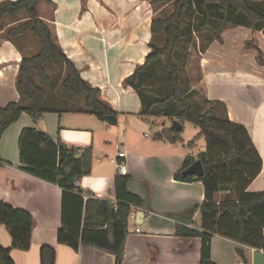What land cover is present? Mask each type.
I'll return each instance as SVG.
<instances>
[{"label":"crops","instance_id":"0c3cea01","mask_svg":"<svg viewBox=\"0 0 264 264\" xmlns=\"http://www.w3.org/2000/svg\"><path fill=\"white\" fill-rule=\"evenodd\" d=\"M152 1L50 0L39 5L40 18L48 24L80 77L98 89V98L115 112L116 124L109 125L95 114L86 113L84 96L73 97L55 90L52 79L48 83L52 85H40L46 93L45 107L50 111L36 120L23 113L5 129L0 139V202L30 213L34 220L30 248L10 251L15 264H40L42 246L55 250V264H114V256L101 250L81 246L73 251L57 243L62 192L56 185L33 177L23 169L17 143L24 128L41 130L54 143L68 148L91 149L90 173L76 183L84 200L116 202L115 178L125 175L109 159L116 157L118 149L126 152L125 159L119 162L127 166V190L138 197L142 205L133 206L129 214L122 264L199 263L200 239L177 236L176 226L199 229L198 208L204 199L203 186L199 181L174 180L186 158L201 152L196 151L197 143L193 148L187 145L195 136L175 143L150 138L145 129L152 126L151 122L139 115L137 94L123 84L144 63L150 50ZM22 14L0 20V108L19 99L15 82L19 62L26 56L15 40H22L29 53L26 39L33 36L6 39L3 34L24 22ZM198 67L199 90L203 92L206 105L222 104L227 118L247 130L262 168L246 192L261 193L264 190V70L260 67L231 69L204 56ZM62 72L65 73L64 65ZM139 212L148 219L140 221ZM0 245L11 247V237L3 225H0ZM235 247L243 249L248 264H264V251L218 235L211 239V260L216 264H245L235 253Z\"/></svg>","mask_w":264,"mask_h":264},{"label":"trees","instance_id":"16d2710c","mask_svg":"<svg viewBox=\"0 0 264 264\" xmlns=\"http://www.w3.org/2000/svg\"><path fill=\"white\" fill-rule=\"evenodd\" d=\"M83 1V0H82ZM50 0H5L0 2V20L15 18L22 12L24 22L5 31L3 37L14 39L31 35L38 40L39 52L22 57L18 65L15 87L17 102L0 108V139L10 125L26 113L33 120L50 111L45 107L46 93L36 83L35 75L45 84L50 82L45 66L58 61L65 66L61 82L63 91L73 97L84 95L86 113L103 120L115 112L99 96V90L84 81L72 62L66 58L56 37L39 14V5ZM172 3V12L165 18L153 17L150 32L153 38H164L161 46L149 44L144 63L128 76L123 84L132 88L140 101L139 115L151 119H169L183 124L189 121L198 133L188 142L193 148L203 139L204 150L196 157L186 158L175 173L174 180L199 181L204 199L199 206V229L176 226V235L199 238L201 242L198 264H216L211 260V239L218 235L237 244L264 251V190L247 193V187L262 168L261 158L251 138L241 124L231 122L222 104L216 102L205 112L185 99L188 92L183 85L178 56L188 50L184 40L195 32H206L209 39L221 40L228 26L262 32L264 35V0H154V9ZM190 14V20L186 17ZM171 121V122H172ZM151 122V121H150ZM178 131L165 127L154 134L155 139L169 143L179 141ZM19 161L29 175L56 185L61 189V224L56 239L60 245L78 251L81 246L92 247L114 256V264H122L128 235L129 214L141 200L127 190L128 176H116L115 203L89 198L77 188L79 179L90 173L92 151L68 148L56 144L43 131L31 128L21 130L18 143ZM1 160V159H0ZM201 162L204 175L183 176L182 171L194 161ZM0 225L11 237V247L0 245V264H15L10 251H27L31 245L34 220L30 213L0 202ZM40 264H55V250L42 246ZM245 264H248L245 261Z\"/></svg>","mask_w":264,"mask_h":264},{"label":"rangeland","instance_id":"374dc122","mask_svg":"<svg viewBox=\"0 0 264 264\" xmlns=\"http://www.w3.org/2000/svg\"><path fill=\"white\" fill-rule=\"evenodd\" d=\"M171 12L172 3H168L159 9H154L153 16L165 18ZM20 17H25V14H22ZM186 20H190V14L186 17ZM26 41L29 46V53L27 52L28 50H25L27 48L22 40L16 39L15 43L26 57L36 55L40 49L38 40L34 37H27ZM152 43L156 46L163 45V36L160 35L153 38ZM183 43L187 47L188 52L186 55L178 56L177 61L180 67L183 85L188 90L185 99L190 103L197 104L201 112H205L209 108L204 100L203 92L199 90L200 85H198L200 78L198 65L201 57L215 59L231 69L242 68L249 70L250 68L258 69L260 67L264 70V35L262 32H252L246 28L228 26L222 32L219 42L214 39H209L206 32H195L192 36L185 39ZM45 69L50 79L54 80L55 90L64 92L61 83L58 84L59 80L62 82L66 74L62 72L61 62L55 61L49 63L45 66ZM34 79L39 85L47 87L52 85L43 83L36 75ZM150 121L152 126L147 127L145 133L151 138L156 132L170 126V121L172 120L151 119ZM173 121H176L175 117H173ZM198 131V128L194 124L189 121H184L180 137L184 140H191ZM195 143L198 145L196 151L204 150L205 144L203 139H199ZM142 218L141 221H143Z\"/></svg>","mask_w":264,"mask_h":264},{"label":"water","instance_id":"95a60500","mask_svg":"<svg viewBox=\"0 0 264 264\" xmlns=\"http://www.w3.org/2000/svg\"><path fill=\"white\" fill-rule=\"evenodd\" d=\"M103 119L106 121L109 125H115L116 124V118L114 115H106L103 117ZM181 127V124L177 121H173L171 124V129L178 131ZM183 176H195L196 178H201L204 175L203 168L201 165V162L199 160L194 161L188 168H186L184 171H182ZM143 217V213L139 212L137 218L140 219ZM138 224H141L139 222ZM235 253L237 256L245 261V256L243 254V249L240 247L234 248Z\"/></svg>","mask_w":264,"mask_h":264},{"label":"built area","instance_id":"2783aa9c","mask_svg":"<svg viewBox=\"0 0 264 264\" xmlns=\"http://www.w3.org/2000/svg\"><path fill=\"white\" fill-rule=\"evenodd\" d=\"M196 155L197 154H192L191 156L196 157ZM125 156H126V152L123 149H118V153L116 157L109 159L110 162L116 166V168L122 175H126L127 166L123 161L119 162V160L125 159ZM130 217L134 218V214H131ZM147 219H148V216H145L144 218H142V220H147ZM136 231L139 232V229H137Z\"/></svg>","mask_w":264,"mask_h":264}]
</instances>
